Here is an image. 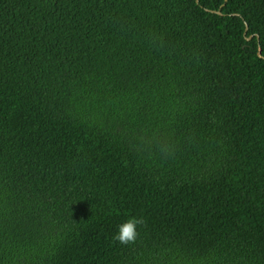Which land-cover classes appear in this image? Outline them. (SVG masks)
<instances>
[{"label":"trees","instance_id":"16d2710c","mask_svg":"<svg viewBox=\"0 0 264 264\" xmlns=\"http://www.w3.org/2000/svg\"><path fill=\"white\" fill-rule=\"evenodd\" d=\"M0 264H264V0H0Z\"/></svg>","mask_w":264,"mask_h":264},{"label":"clouds","instance_id":"9594fccd","mask_svg":"<svg viewBox=\"0 0 264 264\" xmlns=\"http://www.w3.org/2000/svg\"><path fill=\"white\" fill-rule=\"evenodd\" d=\"M141 223L139 219L129 218L117 225L113 235L114 242L125 246L134 243L138 236L137 227Z\"/></svg>","mask_w":264,"mask_h":264},{"label":"water","instance_id":"95a60500","mask_svg":"<svg viewBox=\"0 0 264 264\" xmlns=\"http://www.w3.org/2000/svg\"><path fill=\"white\" fill-rule=\"evenodd\" d=\"M198 2V0H196V3ZM211 13H214V12H211ZM215 14H218V15H220V13H215ZM246 31H247V26H245V30H244V35L246 34ZM252 37H249V38H247L246 40L247 41H249L250 39H251ZM257 57L259 58V59H263L261 56H260V50H259V48H258V50H257Z\"/></svg>","mask_w":264,"mask_h":264}]
</instances>
